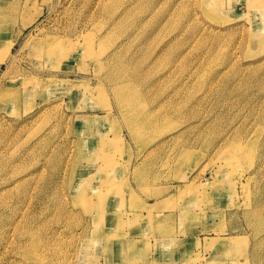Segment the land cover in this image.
I'll use <instances>...</instances> for the list:
<instances>
[{"label": "rangeland", "instance_id": "1", "mask_svg": "<svg viewBox=\"0 0 264 264\" xmlns=\"http://www.w3.org/2000/svg\"><path fill=\"white\" fill-rule=\"evenodd\" d=\"M108 212L136 264H264V0H0V264L114 263Z\"/></svg>", "mask_w": 264, "mask_h": 264}, {"label": "bare ground", "instance_id": "2", "mask_svg": "<svg viewBox=\"0 0 264 264\" xmlns=\"http://www.w3.org/2000/svg\"><path fill=\"white\" fill-rule=\"evenodd\" d=\"M91 38H93V37L91 36ZM89 40H92V39H87L86 41H89ZM126 85L127 84H125L123 87H125ZM121 86L122 85H120V84L113 86L114 93L117 95L121 105L123 107H125L127 110H131V109H133L135 104H131V98L128 95V93L125 91V89H123V87H122V91H123L122 97H120L118 95V92L120 91ZM104 138L105 137H103L101 139L102 141H100V145L102 146V148H104L107 145H109L108 144L109 141L107 139H104ZM80 185H81V188L83 187V189L80 191V195H81L80 199L86 200V201H90L89 200L90 196H89L88 187L84 184V181H82L80 183ZM110 188H111L110 187V181H107V182L104 183L103 186H101V188H98L96 190L97 191L96 195H103L106 190H108L107 192H109ZM109 222H110V213L108 212L106 214L105 226L103 225V227H102V225L97 222L96 223V228L97 227H99V228L96 229V230L98 231L99 234H101L100 236H103L104 239H106V241L108 243V246L110 245V249L109 250H110L111 254L113 255L114 260L118 261V264H136L134 262L135 256H132V253L136 249V246H137L136 243L138 242L136 237H138V236H131L132 238H130V241H129V238H128L127 239L128 240L127 243H125L123 245H119V240L113 241V240L110 239L112 237V235H115L116 231L110 232V223ZM37 246H38V242H35L30 249H28V250L25 249L23 251V255H24L25 259H26L25 262L27 264L31 263V260L34 259L35 256L37 255L35 253V248ZM115 261H114V263H115ZM114 263H110L109 262V264H114Z\"/></svg>", "mask_w": 264, "mask_h": 264}, {"label": "crops", "instance_id": "3", "mask_svg": "<svg viewBox=\"0 0 264 264\" xmlns=\"http://www.w3.org/2000/svg\"><path fill=\"white\" fill-rule=\"evenodd\" d=\"M138 240H139V239H137V241H138ZM136 245H137V249L134 250V251H136V253H135L134 251H133V253H132V256H135V258H137V257H136V254H137L139 251L142 252V251H141V248H140L141 245L138 244V242L136 243ZM135 258H134V259H135Z\"/></svg>", "mask_w": 264, "mask_h": 264}]
</instances>
